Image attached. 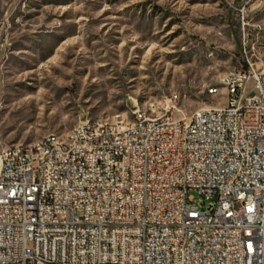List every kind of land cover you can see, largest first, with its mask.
I'll return each mask as SVG.
<instances>
[{"label":"built area","instance_id":"1","mask_svg":"<svg viewBox=\"0 0 264 264\" xmlns=\"http://www.w3.org/2000/svg\"><path fill=\"white\" fill-rule=\"evenodd\" d=\"M222 82L2 149L0 264H264V71Z\"/></svg>","mask_w":264,"mask_h":264},{"label":"rangeland","instance_id":"2","mask_svg":"<svg viewBox=\"0 0 264 264\" xmlns=\"http://www.w3.org/2000/svg\"><path fill=\"white\" fill-rule=\"evenodd\" d=\"M248 67L264 71V0H0V151L173 94L187 115L224 106Z\"/></svg>","mask_w":264,"mask_h":264},{"label":"bare ground","instance_id":"3","mask_svg":"<svg viewBox=\"0 0 264 264\" xmlns=\"http://www.w3.org/2000/svg\"><path fill=\"white\" fill-rule=\"evenodd\" d=\"M212 94H215V93H212ZM179 111H181V112H182V110H181V109H179ZM87 121H95V119H87Z\"/></svg>","mask_w":264,"mask_h":264},{"label":"crops","instance_id":"4","mask_svg":"<svg viewBox=\"0 0 264 264\" xmlns=\"http://www.w3.org/2000/svg\"><path fill=\"white\" fill-rule=\"evenodd\" d=\"M246 97V94H245V96H244V98Z\"/></svg>","mask_w":264,"mask_h":264}]
</instances>
